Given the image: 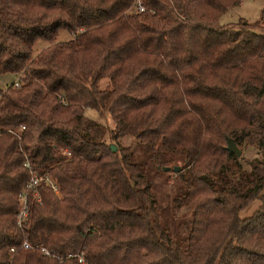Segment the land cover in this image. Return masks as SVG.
Masks as SVG:
<instances>
[{
  "label": "trees",
  "instance_id": "trees-1",
  "mask_svg": "<svg viewBox=\"0 0 264 264\" xmlns=\"http://www.w3.org/2000/svg\"><path fill=\"white\" fill-rule=\"evenodd\" d=\"M240 1L0 0V264H264V10L220 22Z\"/></svg>",
  "mask_w": 264,
  "mask_h": 264
},
{
  "label": "rangeland",
  "instance_id": "rangeland-1",
  "mask_svg": "<svg viewBox=\"0 0 264 264\" xmlns=\"http://www.w3.org/2000/svg\"><path fill=\"white\" fill-rule=\"evenodd\" d=\"M262 10H264V1L263 0H241L239 4L228 8L223 14L219 17L220 22H229L237 21L239 19H244L250 23L259 22L262 23ZM262 13V14H261ZM72 37V34L69 30L61 28L56 36V41L69 39ZM45 41L41 38L37 39L34 43V50H40L44 45ZM16 75L11 72L0 73V87H4L6 84L11 82ZM85 114L97 120L99 123L103 124L106 129H108L112 123L107 116H100L92 109H87ZM132 141L131 137L121 139L123 144H130ZM141 159V157H140ZM142 160V159H141ZM162 172H173L172 170H163ZM173 177V176H172ZM157 189V197L160 200L168 201L172 193V183L163 182L161 180L155 181ZM23 196V195H22ZM21 196V197H22ZM21 199V198H20ZM260 200L259 198L253 199L247 206L242 208L239 212L240 216L244 217L252 213V211L258 206Z\"/></svg>",
  "mask_w": 264,
  "mask_h": 264
},
{
  "label": "built area",
  "instance_id": "built-area-1",
  "mask_svg": "<svg viewBox=\"0 0 264 264\" xmlns=\"http://www.w3.org/2000/svg\"><path fill=\"white\" fill-rule=\"evenodd\" d=\"M139 2V0H138ZM138 5H140L138 3ZM143 7L139 6V9L141 10ZM16 85H18V83L16 82L15 83ZM0 134L3 135V133L0 131ZM28 165V163H27ZM41 180H46L47 184L51 186V188L57 192V185L55 183V181H53L51 179V177H49L48 175H38L36 172H33L31 171V174H30V178H29V181L27 183V189L29 188H32L34 189L36 187V185L38 184L39 181ZM23 195V196H22ZM21 196V205H20V209H19V213H18V217L19 218H22L25 216L26 214V198H25V195L22 194ZM22 247L23 248H30L31 247V244L28 242V241H23L22 243ZM14 248H10V251H13ZM41 250L45 253V254H49V251L45 248V247H42ZM81 260V259H80Z\"/></svg>",
  "mask_w": 264,
  "mask_h": 264
},
{
  "label": "water",
  "instance_id": "water-1",
  "mask_svg": "<svg viewBox=\"0 0 264 264\" xmlns=\"http://www.w3.org/2000/svg\"><path fill=\"white\" fill-rule=\"evenodd\" d=\"M110 147L112 150L116 149V146L114 144H110ZM226 149L235 153L237 156L241 155V149L238 147V145L236 144L235 140L230 137V136H226V145H225ZM163 170H168L169 166H163L162 167ZM179 166L178 165H174L173 166V170L174 171H178Z\"/></svg>",
  "mask_w": 264,
  "mask_h": 264
},
{
  "label": "crops",
  "instance_id": "crops-1",
  "mask_svg": "<svg viewBox=\"0 0 264 264\" xmlns=\"http://www.w3.org/2000/svg\"><path fill=\"white\" fill-rule=\"evenodd\" d=\"M15 78H16V77H15ZM15 78H14V79H15ZM14 79H13V80H14ZM13 80H12V81H13Z\"/></svg>",
  "mask_w": 264,
  "mask_h": 264
}]
</instances>
